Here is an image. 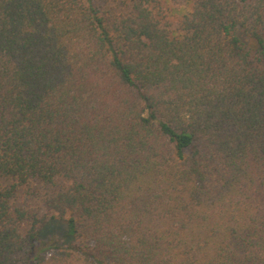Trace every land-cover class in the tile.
<instances>
[{
    "label": "trees",
    "instance_id": "trees-1",
    "mask_svg": "<svg viewBox=\"0 0 264 264\" xmlns=\"http://www.w3.org/2000/svg\"><path fill=\"white\" fill-rule=\"evenodd\" d=\"M186 3L0 0V264H264V0Z\"/></svg>",
    "mask_w": 264,
    "mask_h": 264
},
{
    "label": "rangeland",
    "instance_id": "rangeland-1",
    "mask_svg": "<svg viewBox=\"0 0 264 264\" xmlns=\"http://www.w3.org/2000/svg\"><path fill=\"white\" fill-rule=\"evenodd\" d=\"M98 2H103V0H98ZM168 5L174 8L173 10L174 18L181 16V14L189 10V6L187 5L186 0H168ZM18 201L19 203L24 202V197L20 196ZM28 202L32 208L34 209L36 208L40 212H42V209H41L42 207H41V203L39 199L30 198ZM64 232H65V225L62 223H58L56 225V231L54 235L60 241L61 244H65L66 242V239H64L63 237Z\"/></svg>",
    "mask_w": 264,
    "mask_h": 264
}]
</instances>
